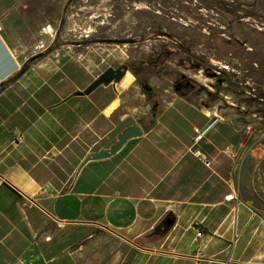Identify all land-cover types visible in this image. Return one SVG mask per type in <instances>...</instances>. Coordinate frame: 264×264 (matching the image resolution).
<instances>
[{"label": "crops", "instance_id": "crops-1", "mask_svg": "<svg viewBox=\"0 0 264 264\" xmlns=\"http://www.w3.org/2000/svg\"><path fill=\"white\" fill-rule=\"evenodd\" d=\"M30 40L19 0H0V84L29 63L0 93V264H264V217L234 181L235 121L190 94H164L152 114L116 82L87 94L102 73L89 54L63 44L34 57ZM180 101L204 117L193 139ZM134 123L141 136L75 178Z\"/></svg>", "mask_w": 264, "mask_h": 264}, {"label": "rangeland", "instance_id": "rangeland-1", "mask_svg": "<svg viewBox=\"0 0 264 264\" xmlns=\"http://www.w3.org/2000/svg\"><path fill=\"white\" fill-rule=\"evenodd\" d=\"M19 3L34 57L67 44L89 54L98 71L127 64L129 72L119 86L125 88L129 108H149L152 114V101L140 82L154 88L163 106L164 94H178L175 81L185 74L196 105L219 109L239 125L244 145L235 155L234 181L240 196L264 217V0ZM174 109L193 113L192 123L175 114L183 136L193 139L205 128L202 114L190 111L186 102ZM215 133L216 128L207 138Z\"/></svg>", "mask_w": 264, "mask_h": 264}, {"label": "water", "instance_id": "water-1", "mask_svg": "<svg viewBox=\"0 0 264 264\" xmlns=\"http://www.w3.org/2000/svg\"><path fill=\"white\" fill-rule=\"evenodd\" d=\"M129 72V66L127 64H122L118 68L109 67L104 72H102L86 89V93H91L100 85H108L112 82L119 83ZM144 89L151 90L153 87L149 84H143ZM143 134V128L140 124L134 123L122 131L118 137V140L108 148H101L98 151H92L88 153L85 158L80 163L76 173L75 178L78 176L81 169L90 161L102 160L111 157L112 155L119 152L131 138L139 137ZM173 223V219L167 216L165 220V225L170 226Z\"/></svg>", "mask_w": 264, "mask_h": 264}, {"label": "trees", "instance_id": "trees-1", "mask_svg": "<svg viewBox=\"0 0 264 264\" xmlns=\"http://www.w3.org/2000/svg\"><path fill=\"white\" fill-rule=\"evenodd\" d=\"M224 21V23L227 21V19H225V20H223ZM165 33V32H164ZM173 35H176V33L175 34H173ZM180 40H181V42L183 43V44H186V42H185V40L184 39H182V38H180ZM177 45V44H176ZM52 49V48H51ZM50 51V50H49ZM29 68V63H26L23 67H22V69L15 75V76H13V77H11L10 79H8V80H6V81H4L3 83H1L0 84V93L10 84V83H12V82H14V81H16L27 69ZM131 70H132V72L135 74V76L136 77H138L139 76V73L134 69V68H131ZM140 84L141 85H143V84H146V82L145 81H141L140 82ZM174 88H175V91L178 93V94H180V95H186V94H188V91H189V84H188V78H187V76L185 75V74H181V77L180 78H178L176 81H175V84H174ZM169 216V218H172V219H174V215L173 214H169L168 215ZM166 220V219H165ZM165 220H163L161 223H160V225L158 226V227H160V226H162L163 227V229L166 231V230H168L170 227H171V225L170 226H167V225H165ZM203 229V228H202Z\"/></svg>", "mask_w": 264, "mask_h": 264}, {"label": "built area", "instance_id": "built-area-1", "mask_svg": "<svg viewBox=\"0 0 264 264\" xmlns=\"http://www.w3.org/2000/svg\"><path fill=\"white\" fill-rule=\"evenodd\" d=\"M218 120V118L216 117L212 122H211V126L214 125L216 123V121ZM203 136V133H198L196 136H195V140L198 141L199 139H201ZM16 139L17 141H23L24 140V136L23 134H17L16 135ZM226 199H239V192H236L235 194H229L225 197ZM197 235L198 236H202L203 235V229H199L198 232H197Z\"/></svg>", "mask_w": 264, "mask_h": 264}, {"label": "flooded vegetation", "instance_id": "flooded-vegetation-1", "mask_svg": "<svg viewBox=\"0 0 264 264\" xmlns=\"http://www.w3.org/2000/svg\"><path fill=\"white\" fill-rule=\"evenodd\" d=\"M145 92L147 93V95H146L147 98L152 101V103L149 102L148 104L150 105L152 113H154L156 111V109L158 108V106L160 105L159 101L157 99V96H156V92H155L154 88L151 90L145 89Z\"/></svg>", "mask_w": 264, "mask_h": 264}, {"label": "bare ground", "instance_id": "bare-ground-1", "mask_svg": "<svg viewBox=\"0 0 264 264\" xmlns=\"http://www.w3.org/2000/svg\"><path fill=\"white\" fill-rule=\"evenodd\" d=\"M217 61V60H216ZM217 63V62H216ZM120 83V82H119Z\"/></svg>", "mask_w": 264, "mask_h": 264}]
</instances>
